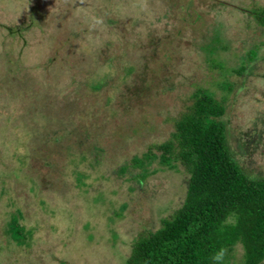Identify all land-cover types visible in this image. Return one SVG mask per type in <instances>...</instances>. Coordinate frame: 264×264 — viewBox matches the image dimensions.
Returning a JSON list of instances; mask_svg holds the SVG:
<instances>
[{
    "label": "rangeland",
    "instance_id": "obj_1",
    "mask_svg": "<svg viewBox=\"0 0 264 264\" xmlns=\"http://www.w3.org/2000/svg\"><path fill=\"white\" fill-rule=\"evenodd\" d=\"M259 14L264 0H0V264H125L180 206L188 174L140 184L118 169L169 138L196 88L222 95L220 75L236 86L230 145L245 142L238 158L264 175ZM213 35L221 71L201 47ZM17 209L23 240L7 229Z\"/></svg>",
    "mask_w": 264,
    "mask_h": 264
},
{
    "label": "trees",
    "instance_id": "obj_2",
    "mask_svg": "<svg viewBox=\"0 0 264 264\" xmlns=\"http://www.w3.org/2000/svg\"><path fill=\"white\" fill-rule=\"evenodd\" d=\"M257 19L263 34L264 14ZM214 38L202 41L201 47L209 66L221 71L218 48L212 47ZM215 84L222 95L217 98L215 90L196 88L184 109L167 118L173 126L169 138L151 143L142 155L132 157L131 164L118 169L122 174L129 172L128 180L140 184L151 173L165 167L177 169L179 164L188 174L180 206L162 219L159 228L145 229L137 235L125 264H230L238 245L243 251L241 264L264 261V175L249 173L238 158L249 151L245 142L240 152L230 145L224 115L236 87L234 82L220 75ZM154 162L157 166L150 169ZM83 176L79 172L77 179L82 182ZM17 210L7 229L23 240L26 233L32 232L25 231L19 222L21 210ZM118 214L120 211H116ZM221 252L222 258L216 260L214 257Z\"/></svg>",
    "mask_w": 264,
    "mask_h": 264
},
{
    "label": "clouds",
    "instance_id": "obj_3",
    "mask_svg": "<svg viewBox=\"0 0 264 264\" xmlns=\"http://www.w3.org/2000/svg\"><path fill=\"white\" fill-rule=\"evenodd\" d=\"M222 256H223V252L218 253L214 258H215L216 260H220V259L222 258Z\"/></svg>",
    "mask_w": 264,
    "mask_h": 264
}]
</instances>
